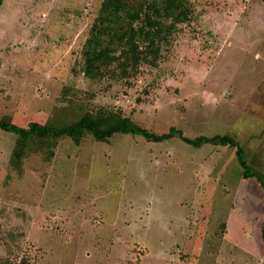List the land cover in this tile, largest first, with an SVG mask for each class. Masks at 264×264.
Listing matches in <instances>:
<instances>
[{
	"label": "rangeland",
	"instance_id": "1",
	"mask_svg": "<svg viewBox=\"0 0 264 264\" xmlns=\"http://www.w3.org/2000/svg\"><path fill=\"white\" fill-rule=\"evenodd\" d=\"M189 1L156 68L91 80L83 47L102 0H4L0 118L105 109L156 133L229 134L264 174V0ZM15 141L0 130V264H264V189L234 149L85 135L18 170Z\"/></svg>",
	"mask_w": 264,
	"mask_h": 264
},
{
	"label": "trees",
	"instance_id": "2",
	"mask_svg": "<svg viewBox=\"0 0 264 264\" xmlns=\"http://www.w3.org/2000/svg\"><path fill=\"white\" fill-rule=\"evenodd\" d=\"M3 1L0 0V9ZM191 15L189 0H102L83 47L84 76L91 80L107 76L121 79L135 76L143 65L156 68L163 48ZM0 130L16 137L10 164L18 170L28 153L46 152V157H50L52 149L64 138L76 145L85 135L99 142H107L117 134L140 136L154 143L178 138L196 149L203 146L234 149L242 177L255 179L264 189V174L250 165L244 147L229 134L190 139L175 127L156 133L120 112L105 109L83 111L77 120L68 124L31 122L19 127L0 118ZM260 233L264 240V221Z\"/></svg>",
	"mask_w": 264,
	"mask_h": 264
}]
</instances>
